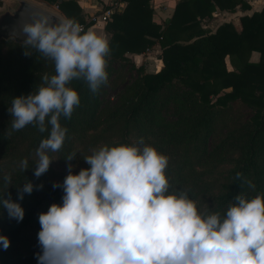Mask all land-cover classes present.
I'll return each mask as SVG.
<instances>
[{
    "label": "trees",
    "instance_id": "16d2710c",
    "mask_svg": "<svg viewBox=\"0 0 264 264\" xmlns=\"http://www.w3.org/2000/svg\"><path fill=\"white\" fill-rule=\"evenodd\" d=\"M54 3L65 18H71L85 28L80 8L74 0H45ZM123 3L120 11L112 12L103 29L109 34L108 42L111 60L127 63L124 55L142 53L152 45L160 48L161 67L155 72H144L142 65L135 68L137 76L129 84V96L115 111L120 123L117 139L105 145L133 144L130 131L139 135V127L150 129L158 111L169 101L177 100L176 112L181 113L178 123L169 131L173 144L184 145L200 154L206 151V140L212 133L218 117L225 115L230 103L239 101L252 112L243 122L237 133L229 134L228 154L232 164L222 170L218 178L208 180L190 168L188 163H168L166 176L171 185L170 191H187L189 198L200 204L201 212L219 211L223 213L238 194L248 197L264 193V4L259 11L249 16L238 17V24L223 22L213 32H207L200 21L211 17L215 8L232 11L236 5L244 8L243 0H175L171 15L162 24L152 21V8L149 0H118ZM8 46L9 53L0 57V114L11 104L13 98L27 96L35 92L41 77L55 74L54 63L40 75H35L40 53L25 44L12 40H0ZM251 51L258 52L257 61H249ZM29 53L26 55L25 53ZM227 57L232 69L227 70L224 59ZM107 67V72H108ZM109 73V72H108ZM75 90L80 104L70 119L60 118L62 127L67 128L63 147L58 152H50V158L63 161L69 155V137L76 132L86 139L87 129L95 127L98 117L100 89L93 94L84 80H73L68 85ZM166 92L161 96V91ZM170 89L172 92H170ZM177 89V90H176ZM174 90V91H173ZM9 132L11 134L9 135ZM47 132L40 133L32 125L20 131L0 130V154L9 152L21 144H37L46 138ZM161 153V151H159ZM162 154V153H161ZM29 168L20 169V163L0 172V194L19 203L24 210L23 220L17 222L9 218L6 209L0 206V236L9 240L5 250L0 244V264H38L36 255L41 253L37 234L40 231L38 216L46 213L52 204L61 205L64 195L62 178L52 181L51 171L34 176L35 161L28 160ZM84 165L81 169H87ZM77 170L72 174H78ZM191 171L197 176L192 178ZM237 172L242 178L251 181V189L243 180H235ZM11 175V183L5 185L3 177ZM26 182L33 185L31 194L23 193ZM42 186V187H39ZM205 203L204 207L202 205Z\"/></svg>",
    "mask_w": 264,
    "mask_h": 264
},
{
    "label": "clouds",
    "instance_id": "9594fccd",
    "mask_svg": "<svg viewBox=\"0 0 264 264\" xmlns=\"http://www.w3.org/2000/svg\"><path fill=\"white\" fill-rule=\"evenodd\" d=\"M22 33L24 44L52 60L55 69L41 77L35 92L13 98L8 109L11 131L32 125L48 133L35 151L38 178L49 169V153L63 147L68 130L60 118L70 119L80 104L68 85L82 79L96 94L107 84L111 49L106 38L71 18L52 23L46 15H33ZM75 156L70 153L66 162ZM84 161L87 169L74 175L69 164L63 184H53L63 189L62 204L38 216V264H264V193L238 194L223 213L201 212L187 191H170L168 158L143 138L92 149ZM28 168L22 159L20 169ZM234 179L255 189L240 172ZM3 180L9 185L11 175ZM32 191L26 182L18 199ZM0 206L9 218L23 220V208L10 195L0 194ZM9 243L0 236L5 250Z\"/></svg>",
    "mask_w": 264,
    "mask_h": 264
},
{
    "label": "rangeland",
    "instance_id": "374dc122",
    "mask_svg": "<svg viewBox=\"0 0 264 264\" xmlns=\"http://www.w3.org/2000/svg\"><path fill=\"white\" fill-rule=\"evenodd\" d=\"M14 1L15 0H0V9L6 4H13ZM26 1L44 5V3L39 0ZM45 7L54 13H58L54 6L50 7L45 5ZM232 23L234 25L238 24V22ZM8 53V46L0 43V57L2 56V58H5ZM249 59H253L252 53L249 54ZM134 60L136 61L137 59ZM134 60L128 58V62L124 64L115 60L110 61L107 84L101 86L98 96L99 110L98 117L95 120V127H89L86 130L87 137L83 140L73 131L69 137L68 153L75 152L76 156L70 162H66V160L58 162V160L52 158V162L49 166V170L52 174V181L58 180L67 174L69 164L72 166V172L81 169L86 165L84 157L90 155L92 149L99 148L104 146L108 141L117 139L120 123L118 122L115 108L120 103L125 102L130 94L128 87L137 76V72L135 68L129 67V63H134L136 66L139 63L138 61H136V63ZM53 63L52 60L43 57L40 53L39 64L34 71L35 75H40ZM143 71L147 72L144 69ZM165 92L166 89H163L161 91V96H163ZM170 92H172L171 89ZM178 101L180 100L169 101L165 108L160 109L154 122L151 123L152 127L150 129L147 127H139V135L135 134V131L132 129L130 131V140L135 144L139 139L143 138L146 144L153 146L158 152L161 151V153L168 158V163L171 165L177 162H184L188 163L190 168H194L197 173L201 170V176L203 178L211 180L210 178L220 177L222 170L232 164L230 159L234 157L233 153L228 154L230 148L229 134L237 133L252 111L239 101L231 102L225 115L217 118L218 120L214 123L212 133L206 140L205 146L208 153L200 154L199 152L189 150L184 145L173 144L170 141L169 131L174 128H171L172 125L178 123L177 118L181 114L179 113L180 111L176 112ZM10 107L11 104L0 114V130L11 131L12 116L8 111ZM178 119L180 121V118ZM37 148L38 145L36 143L28 144L27 146L21 144L18 147L12 148L7 153L1 152L0 172L6 168L18 165L22 159L36 161L35 151ZM190 176L194 178L197 175L191 171ZM204 205L205 203L202 205V208ZM197 207L201 211L200 204H198Z\"/></svg>",
    "mask_w": 264,
    "mask_h": 264
},
{
    "label": "crops",
    "instance_id": "0c3cea01",
    "mask_svg": "<svg viewBox=\"0 0 264 264\" xmlns=\"http://www.w3.org/2000/svg\"><path fill=\"white\" fill-rule=\"evenodd\" d=\"M44 3V5H38L37 3H33L37 6H40L46 10V6L55 7L54 3H49L45 0H39ZM80 8V14L82 16V22L86 23V21L90 18V16H95L100 14L104 9H106L109 3L113 0H74ZM246 7L242 8L239 5H236L232 11L219 10L215 8L212 12L211 17L204 18L200 21V26L207 32H213L218 25L223 22H238V17L242 15L249 16L254 11H259L264 4V0H243ZM150 6L152 8L151 19L153 22L157 24H162L163 21L168 18L174 7L175 0H149ZM44 6V7H43ZM58 13H56L61 20L65 19L62 13L57 9ZM53 12V11H52ZM104 23L100 20V18H96L91 22V25H88L85 28V31H92L96 33L98 36L106 38L108 40L109 34L103 29ZM160 48L158 44L152 45L149 49L142 53H129L126 52L124 55L131 59H137L138 65H142V68L147 72H155L157 71L162 62L159 59ZM253 54V59H249V61H257L258 60V52L251 51ZM135 61V60H134ZM135 61V62H136ZM225 66L227 70L232 69L229 64L227 57L224 59ZM137 63V62H136ZM229 65H228V64ZM134 64V63H133ZM135 65V64H134ZM137 65V66H138ZM136 66V65H135ZM230 66V67H229Z\"/></svg>",
    "mask_w": 264,
    "mask_h": 264
},
{
    "label": "water",
    "instance_id": "95a60500",
    "mask_svg": "<svg viewBox=\"0 0 264 264\" xmlns=\"http://www.w3.org/2000/svg\"><path fill=\"white\" fill-rule=\"evenodd\" d=\"M122 6L123 3L119 2L116 11H120ZM38 14L50 17L52 23L62 21L56 13L26 0H15L13 4H6L0 9V40L24 44L26 36L22 33V26L31 23L33 15Z\"/></svg>",
    "mask_w": 264,
    "mask_h": 264
},
{
    "label": "built area",
    "instance_id": "2783aa9c",
    "mask_svg": "<svg viewBox=\"0 0 264 264\" xmlns=\"http://www.w3.org/2000/svg\"><path fill=\"white\" fill-rule=\"evenodd\" d=\"M119 1L118 0H113L109 3L108 7L106 9H104L100 14L98 15H93L90 16V18L86 21V23L84 24H88L91 23L92 21H94L96 18H100V20L105 23L110 19V16L112 14V12L117 8ZM81 27L83 26V24L80 25Z\"/></svg>",
    "mask_w": 264,
    "mask_h": 264
}]
</instances>
